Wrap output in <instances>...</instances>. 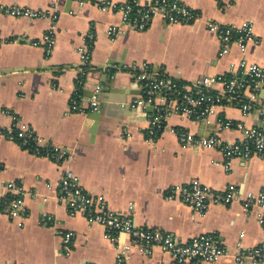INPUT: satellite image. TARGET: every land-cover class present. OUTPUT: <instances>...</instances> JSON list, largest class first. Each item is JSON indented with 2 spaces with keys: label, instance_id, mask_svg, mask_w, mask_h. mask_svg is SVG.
Segmentation results:
<instances>
[{
  "label": "crops",
  "instance_id": "1",
  "mask_svg": "<svg viewBox=\"0 0 264 264\" xmlns=\"http://www.w3.org/2000/svg\"><path fill=\"white\" fill-rule=\"evenodd\" d=\"M107 1L122 5L127 0H0L7 6L48 12L31 19L0 11V39L6 40L0 45V125L12 119L1 110H11L40 137L42 146L52 143L68 149V158L59 163L0 135V199L7 195L5 185L15 180L26 189L28 208L24 218L0 215V264L116 263L117 242L106 229L81 214H71L60 200L58 182L68 169L84 190L103 195L112 209L131 211L139 227L169 231L183 240L214 233L230 252L238 242L245 249L258 245L264 232L255 212L243 209L242 199L248 192L264 193V157L235 158L227 170L221 151L183 148L170 130L218 133L233 141L241 131L235 125L220 130L218 122L262 127L258 113L245 116L239 108L223 105L205 118L172 114L166 118V129L151 139L147 130L151 111L146 115L145 108L130 102L143 95L134 66L144 62L191 87L204 75L229 73L244 56L264 67V0H179L200 12L194 23L171 24L156 16L144 31L125 26L120 10H102L100 4ZM209 20L238 26L251 20L258 42L249 44L245 53L233 45L222 56L226 43L209 31ZM110 26L120 27V32L108 34ZM88 30L96 38L85 83L78 87L79 49ZM49 31L56 40L48 53L34 41ZM97 85L105 88L101 108L73 110L76 92L85 107ZM261 99L258 105L264 107V93ZM193 178L215 189L235 184L240 197L229 205H212L204 213L193 212L179 198L168 199L174 186ZM68 232L73 233L69 251L64 247ZM125 240L122 234L118 243ZM127 264L175 261L158 249L148 255L133 248ZM204 264L238 263L223 257Z\"/></svg>",
  "mask_w": 264,
  "mask_h": 264
},
{
  "label": "built area",
  "instance_id": "2",
  "mask_svg": "<svg viewBox=\"0 0 264 264\" xmlns=\"http://www.w3.org/2000/svg\"><path fill=\"white\" fill-rule=\"evenodd\" d=\"M102 10H120L122 23L134 30H146L152 19L156 16L163 17L171 24H191L199 17L194 7L184 4L179 0H127L118 5L114 2L100 4ZM0 11L14 17H28L31 19L42 18L48 12L33 10L24 6H7L0 4ZM209 31L216 34L226 44L222 48L221 55L230 52L233 45L238 46L245 53L249 44L257 43L254 33L253 21L246 20L241 25L227 24L209 20ZM108 34L116 35L120 27L110 26ZM96 38L93 30L84 34V44L79 49L81 76L78 87L85 83L86 68L91 60V46ZM53 31L45 33L41 40L34 41V45L45 46L49 53L55 44ZM6 40L0 39V45ZM137 79L143 83V95L132 99L133 107H153L148 114V133L151 139L166 129V118L172 114L186 115L193 118H205L216 112L223 105H231L239 108L247 116L253 112L258 113L263 122L262 127L248 126L244 122L234 124L231 120H220L219 129L230 128L235 125L242 133L239 139L224 140L218 133L211 136L198 135L182 127H171L183 148H214L221 151L226 160L225 167L230 169L235 158H250L252 156L264 157V107L261 94L264 93V67L254 61H249L245 56L238 65L233 66L227 74L204 75L193 84V87L184 85L180 80L170 75L161 74L144 62L134 66ZM96 88L90 102L85 107L80 104L79 90L72 100V108L77 112L99 109ZM3 113L10 116L8 125H0V135L18 142L25 148L33 150L37 154L55 158L62 163L68 158V149L56 144H49L52 151L42 153L40 150L41 139L26 124L8 109H2ZM35 144V145H34ZM35 146V147H33ZM39 146V147H38ZM60 200L69 208L71 214H81L88 221L103 226L112 241L117 242V254L115 264H127L129 252L136 248L141 253L152 254L156 249L172 256L175 264H204L213 263L223 257H229L238 264H264V240L250 249L237 243L236 250L230 252L223 246V241L214 233L200 234L189 240H183L172 232L139 227L134 222L131 211L112 209L103 195L94 196L84 190L77 175L68 169L58 182ZM7 195L0 199V215L9 218H24L28 216L26 205L27 192L19 182L12 180L5 185ZM239 190L235 184H229L223 189H215L202 182L199 178H193L189 182L174 186L168 194V199L179 198L195 213H204L212 205H229L239 199ZM242 206L246 212H255L259 226L264 232V193L255 194L248 192L242 199ZM47 222L46 219L42 220ZM124 234L126 240L118 243L120 235ZM243 233L240 234L242 236ZM73 233L64 235V247L71 250ZM96 264V263H91Z\"/></svg>",
  "mask_w": 264,
  "mask_h": 264
},
{
  "label": "water",
  "instance_id": "3",
  "mask_svg": "<svg viewBox=\"0 0 264 264\" xmlns=\"http://www.w3.org/2000/svg\"><path fill=\"white\" fill-rule=\"evenodd\" d=\"M116 75H117V74H116ZM116 75H115L114 77H117ZM111 79H112V75L110 74V75H109V80H111ZM106 80H107L106 78L103 79L104 82H106ZM97 87H98V91L96 92V94H97V97L99 96V98H98L99 102H102L104 99L101 98L100 95H102V93L104 92L105 88L103 89V88H101V86L97 85V86H95V88H94L93 94H94V92H95V90H96ZM92 96H93V95H92ZM100 108H101V106H99V109H100ZM143 110H144L145 114L147 115L148 112H150V111L153 110V107H152V106H150V107H146V108L143 109ZM129 112H130V110H129Z\"/></svg>",
  "mask_w": 264,
  "mask_h": 264
},
{
  "label": "trees",
  "instance_id": "4",
  "mask_svg": "<svg viewBox=\"0 0 264 264\" xmlns=\"http://www.w3.org/2000/svg\"><path fill=\"white\" fill-rule=\"evenodd\" d=\"M36 134V133H35ZM35 145V144H34ZM35 147V146H33ZM39 147V146H38ZM42 153H45L46 151H52V148L49 145L46 146H40L39 147ZM55 160V158H53Z\"/></svg>",
  "mask_w": 264,
  "mask_h": 264
}]
</instances>
